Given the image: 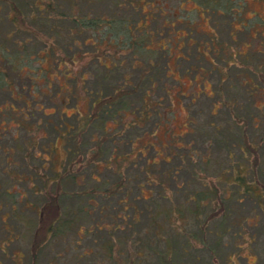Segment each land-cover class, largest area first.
<instances>
[{
  "label": "trees",
  "instance_id": "trees-1",
  "mask_svg": "<svg viewBox=\"0 0 264 264\" xmlns=\"http://www.w3.org/2000/svg\"><path fill=\"white\" fill-rule=\"evenodd\" d=\"M263 1L0 0V240L29 231L16 264L103 227L125 264H242L264 212Z\"/></svg>",
  "mask_w": 264,
  "mask_h": 264
},
{
  "label": "rangeland",
  "instance_id": "rangeland-1",
  "mask_svg": "<svg viewBox=\"0 0 264 264\" xmlns=\"http://www.w3.org/2000/svg\"><path fill=\"white\" fill-rule=\"evenodd\" d=\"M2 5V4H1ZM256 8H261V10L264 12V1L262 3H256ZM2 10V8H1ZM207 26H211V24L207 23ZM3 27V28H2ZM4 25L1 26L2 29H4ZM182 65H186V63H183ZM96 76H98V82L105 83L106 79H103L101 77L102 71L97 70V72H94ZM231 73V72H230ZM121 78L120 74L113 75L112 78L109 80L111 81H118ZM213 85L210 84L209 88H212ZM191 88V87H190ZM233 89V88H232ZM236 91L239 92V90H243L240 88H234ZM239 95V94H237ZM244 94H242L239 98L242 100L244 99ZM207 103V98L204 96H198L192 103H190L191 110L197 109L199 106L204 105ZM202 115V114H200ZM217 115L220 117H224L225 120H230L228 116V110L225 107V109H221L219 112H217ZM228 118V119H226ZM223 122V121H222ZM231 132L232 135L237 136L236 133H238V130L236 128H230V130L225 129L224 132ZM257 132H254L252 135L257 136ZM199 142H201V135L198 136ZM231 148L234 150L235 157L237 156V148L235 144L229 143ZM219 148V149H218ZM224 149L222 147L214 146L211 150V159L210 164L207 166V170L212 172L211 175H214V173L224 164L223 158H224ZM225 160V159H224ZM247 205V203H246ZM245 205V207H246ZM257 208V216L259 217V224L255 228L257 233L259 234V237L257 235L255 241L253 242V245H248L244 240L238 238L237 240L241 242V254L234 252L232 253V256L238 261H240L242 264H246V258L249 260H254L258 257V253L256 251L264 249V212L262 213L261 209L259 207ZM129 212V207L127 206L125 208ZM124 211V210H123ZM125 212V211H124ZM127 212V211H126ZM98 215V212L95 211V216ZM142 216V213H140V217ZM129 216H125L124 220L127 221V218ZM255 218V217H253ZM122 221V219H120ZM101 222L100 225L103 227V225H106V223ZM122 223H126L122 221ZM85 226V225H84ZM12 227V224L10 225ZM84 228V227H83ZM105 228V227H103ZM103 228H99L96 231H99L98 233H84L83 230L79 231L82 236L79 237V239L75 240L77 237V234L75 233H69V236L65 239H58L54 238V240H51L48 244L45 245V247L40 251L39 259L37 260L36 264H125L124 260H116L114 256H106L103 253L104 245L100 243L102 241L103 235L107 234L106 231ZM108 230V228H105ZM110 230V229H109ZM113 230V229H112ZM117 230V227H116ZM114 230V231H116ZM2 227L0 228V238L3 234ZM16 232V231H15ZM79 236V235H78ZM29 241V231L26 229H23L21 233H16V236L12 238V240H8V243L6 240L1 239L0 240V264H16V261L13 260L11 257V253L14 249V251L18 248H24L27 247ZM102 244V247L101 245ZM161 246V244H160ZM255 251V252H254ZM201 254L207 255V250H199ZM116 253V251H115ZM264 255V251L262 253ZM246 255V256H245ZM264 260V258H263ZM196 263V260L193 259V263ZM22 264H27V261H23Z\"/></svg>",
  "mask_w": 264,
  "mask_h": 264
}]
</instances>
